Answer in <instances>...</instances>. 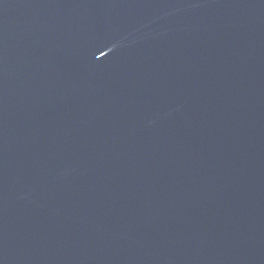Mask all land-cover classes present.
I'll use <instances>...</instances> for the list:
<instances>
[{
    "label": "water",
    "instance_id": "obj_1",
    "mask_svg": "<svg viewBox=\"0 0 264 264\" xmlns=\"http://www.w3.org/2000/svg\"><path fill=\"white\" fill-rule=\"evenodd\" d=\"M0 264H264V0H0Z\"/></svg>",
    "mask_w": 264,
    "mask_h": 264
}]
</instances>
